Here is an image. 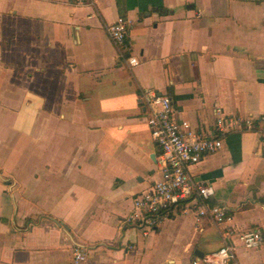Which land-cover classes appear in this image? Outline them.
Masks as SVG:
<instances>
[{
    "label": "crops",
    "instance_id": "1",
    "mask_svg": "<svg viewBox=\"0 0 264 264\" xmlns=\"http://www.w3.org/2000/svg\"><path fill=\"white\" fill-rule=\"evenodd\" d=\"M121 17L126 49L106 25ZM137 64L129 66L126 57ZM214 134L225 116L264 114V0H0V264H191L222 231L259 229L235 262L264 263V136L229 132L189 168L229 219L196 220L192 194L148 230L125 222L159 179L141 92Z\"/></svg>",
    "mask_w": 264,
    "mask_h": 264
},
{
    "label": "built area",
    "instance_id": "2",
    "mask_svg": "<svg viewBox=\"0 0 264 264\" xmlns=\"http://www.w3.org/2000/svg\"><path fill=\"white\" fill-rule=\"evenodd\" d=\"M77 4L93 2V0H73ZM125 21L118 17L113 23L106 25L109 38L119 46L123 56L126 49L127 36ZM129 66L137 64V58L128 55ZM140 99L147 107L146 124L151 138L159 145L160 151L156 163L160 173L148 189L133 197L131 213L125 222L134 223L139 228L148 230L157 225L168 215L171 206L187 200L192 194L196 197V220L208 217L212 222L221 224L229 219L228 208L224 204L210 203L213 188L210 185L192 179L189 168L204 155L216 152L221 148L224 137L233 131L258 130L264 136V114L259 118L225 116L216 108L211 136L197 133L186 120H176L173 116L172 103L168 95L155 89L141 92ZM236 236L243 247L255 248L263 241L259 229L236 230L231 226L222 231L223 244L216 250L195 257L191 264H231L235 262ZM74 264L81 263L85 254L80 246H74L72 252ZM264 264V263H259Z\"/></svg>",
    "mask_w": 264,
    "mask_h": 264
}]
</instances>
